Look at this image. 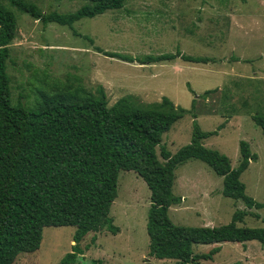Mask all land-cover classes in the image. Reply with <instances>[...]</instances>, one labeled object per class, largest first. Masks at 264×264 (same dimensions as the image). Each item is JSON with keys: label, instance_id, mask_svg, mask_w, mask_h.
<instances>
[{"label": "rangeland", "instance_id": "obj_1", "mask_svg": "<svg viewBox=\"0 0 264 264\" xmlns=\"http://www.w3.org/2000/svg\"><path fill=\"white\" fill-rule=\"evenodd\" d=\"M25 1L43 14L73 13L85 4L84 0ZM9 8L17 18L6 68L13 106L32 109L43 95L83 97L96 94L99 87L108 107L127 96L139 105L166 97L189 111L196 100L192 113L184 114L162 135L161 145L174 155L189 144L193 114L203 132L222 125L203 145L225 155L236 169L239 143L247 142L257 158L240 180L247 196L264 202V136L253 121L264 116V0H126L122 9L80 19L71 28L44 26ZM177 52L210 62L196 64L176 58L141 64L146 57ZM208 90L217 91L199 98ZM155 155L164 162L160 146ZM221 191V177L198 160L187 161L175 170L172 192L182 201L169 208V218L184 227L227 225L234 211L247 209L242 201L226 198ZM149 207L150 192L143 180L132 171H120L117 196L108 215L117 232L102 226L89 233L80 245L84 254L75 264H175L148 254ZM249 211L264 216L263 210ZM238 226L262 224L246 217ZM73 233V227L44 228L39 249L18 255L13 264H58L71 252ZM215 247L220 251L203 263L264 264V250L256 241L194 245L193 252L206 254Z\"/></svg>", "mask_w": 264, "mask_h": 264}, {"label": "trees", "instance_id": "obj_2", "mask_svg": "<svg viewBox=\"0 0 264 264\" xmlns=\"http://www.w3.org/2000/svg\"><path fill=\"white\" fill-rule=\"evenodd\" d=\"M84 1L73 13L43 14L25 0H0V264H13L18 255L36 252L44 228H74L71 252L58 264H75L78 256L84 254L80 246L84 237L98 232L102 226L116 234L117 229L108 215L117 196L120 171L137 174L150 192L146 220L150 257L174 260L175 264H205L203 261L212 260L220 248L194 254L193 246L224 242L256 241L264 250V216L249 211L264 212V202L257 203L247 196L240 180L250 162L257 158L249 144L240 141V164L232 169L225 155L203 145V140L217 135L223 126L203 132L193 114L189 144L174 155L161 145L162 135L184 114L192 113L196 100L189 111L175 106L166 97L158 103L139 105L127 96L108 107L105 92L99 87L96 94L83 97L69 93L43 95L32 109L11 104L6 68L17 18L9 7L44 26L57 24L71 28L80 19L120 10L126 2ZM176 58L196 64L210 62L208 58L177 52L146 57L141 64ZM216 91H205L199 98ZM253 121L264 136V116L254 117ZM157 146L163 163L155 155ZM189 160L206 164L222 178V195L242 201L247 210L234 211L230 223L218 227L175 225L169 218V208L182 201L172 192L175 170ZM246 217L260 220L262 226H238Z\"/></svg>", "mask_w": 264, "mask_h": 264}, {"label": "crops", "instance_id": "obj_3", "mask_svg": "<svg viewBox=\"0 0 264 264\" xmlns=\"http://www.w3.org/2000/svg\"><path fill=\"white\" fill-rule=\"evenodd\" d=\"M222 192V191H221Z\"/></svg>", "mask_w": 264, "mask_h": 264}]
</instances>
